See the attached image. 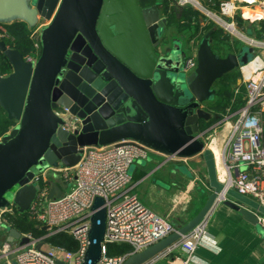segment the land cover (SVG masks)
I'll return each instance as SVG.
<instances>
[{"label":"water","instance_id":"1","mask_svg":"<svg viewBox=\"0 0 264 264\" xmlns=\"http://www.w3.org/2000/svg\"><path fill=\"white\" fill-rule=\"evenodd\" d=\"M92 2L94 8L84 19ZM56 9L37 62L27 61L0 39V52L11 68L3 72L0 66V106L15 122L0 139V209L12 205L19 213L28 211L39 189L29 179L44 166L76 165L81 146L135 138L168 153L202 152L212 192L191 220L122 263L145 264L196 227L225 189L214 152L199 137L201 124L220 115L203 104L216 96L218 80L252 60L254 49L243 46L221 56L213 50L208 31L196 52L197 68L182 73L181 58L160 47L168 17L157 4L142 0H0V23L24 21L34 28ZM50 190L49 197L62 194L58 183ZM226 195L224 205L245 221L261 224L262 204L233 188ZM102 204L98 197L86 264L101 256L106 230ZM1 229L10 241H28L14 226L3 224Z\"/></svg>","mask_w":264,"mask_h":264},{"label":"built area","instance_id":"2","mask_svg":"<svg viewBox=\"0 0 264 264\" xmlns=\"http://www.w3.org/2000/svg\"><path fill=\"white\" fill-rule=\"evenodd\" d=\"M177 3L180 6L192 4L227 33L244 36L230 19L234 17V0L223 1L220 13L202 5L199 0H177ZM5 36L7 30L0 25V38ZM245 39L254 48L264 47V40ZM35 45L42 51L39 42ZM24 57L30 62L38 61L29 54ZM259 58L256 56L257 62L244 71V105L236 110L229 107L217 124L223 127L229 124L230 132L223 147V174L216 166L218 180L225 186L216 203L223 202L227 198L226 190L233 188L264 206V62ZM197 65V54L187 56L180 71L191 74ZM215 126L203 129L199 137L204 139ZM154 150L140 139L125 138L79 147L81 157L74 166H44L38 169V173L27 182L39 186L27 212L37 227H47L46 233L35 236L32 232L21 231V236L28 238L26 242L4 239L0 244V264H13L14 261L17 264H86L92 218L97 210L94 204L98 197L103 199L102 207L106 208V230L101 241V256L94 264H122L130 254L144 250L172 234L177 226L147 207L133 188L132 165L147 160ZM168 156L173 159L182 155L170 153ZM54 182L59 184L62 194L49 197ZM16 211L12 205L1 207L0 231L3 224L12 227L6 214H15ZM208 216L178 241L187 253L186 264L205 237ZM259 220L264 226V217L260 216ZM59 232L72 236L77 248L71 250L64 245H52L48 238ZM111 244H127L132 250L110 255ZM145 264L158 263L150 260Z\"/></svg>","mask_w":264,"mask_h":264},{"label":"crops","instance_id":"3","mask_svg":"<svg viewBox=\"0 0 264 264\" xmlns=\"http://www.w3.org/2000/svg\"><path fill=\"white\" fill-rule=\"evenodd\" d=\"M200 2L208 7L206 3ZM234 4V17L230 19L234 21L241 34L244 35L237 38L240 43H244L247 47L251 46L245 38L257 39L254 31L255 29L260 30L261 22L264 21V0H251V2L234 0ZM57 11L56 9L49 20L41 21V19L33 35L40 31L43 37L44 33L52 26ZM203 16L200 18L202 28L209 22L208 18H205L207 16ZM193 29V26L183 29L175 25H166L163 30L160 47L166 51L168 50L174 58L180 57V66L187 56L196 54L202 40H198L197 35L193 33ZM253 49L255 55L252 60L239 68L242 75L238 78L237 85H244V91L239 88H236L235 91L238 94H243V99L246 96L244 71L257 62L255 60L256 56H259L260 61L264 62V47L260 49L253 47ZM238 51L239 48H236L232 52ZM235 86L234 84L232 88ZM212 104L213 100L206 101L203 108L211 110L214 115H219V111L211 108ZM229 107L228 105L226 110ZM221 117L214 118V121L207 125V127L216 126L212 132L201 140L206 148L209 147L213 150L216 166L223 174V160L221 158L230 129L229 124L224 127L217 126ZM13 127L14 124L10 126L8 131ZM152 147L155 150L150 153L147 160L136 162L131 167L134 191L147 207L156 211L174 225L182 226L202 209L209 193L212 192L202 152L169 159L168 155L171 152L168 153L154 146ZM241 168L243 169L244 166H241ZM207 224L205 237L187 264H264V235L260 234L258 230V225L262 224L254 225L245 221L238 211L229 205H224L223 202L216 203L209 212ZM1 231L0 244L9 235L7 230L1 229ZM186 260L187 253L178 242L152 259L158 264H186Z\"/></svg>","mask_w":264,"mask_h":264},{"label":"trees","instance_id":"4","mask_svg":"<svg viewBox=\"0 0 264 264\" xmlns=\"http://www.w3.org/2000/svg\"><path fill=\"white\" fill-rule=\"evenodd\" d=\"M207 4V6L213 11H220V7L223 1L228 0H200ZM144 5L147 4H157L163 14L168 17V26L175 25L176 27H191L193 26V33L197 35L198 40H201L204 37V34L208 31H212V48L221 56L227 55L229 52H232L234 49L239 48L242 49L243 46H246L244 43H240L239 40L233 39L232 36L224 31V29L217 26L214 22H208L204 26L201 27L200 18L204 17L202 13L194 8L192 5H184L180 6L177 3V0H142ZM207 18V17H205ZM4 25L7 30V37L5 41L11 45L14 49H19L22 54L32 55L34 58L39 59L41 56V49L37 48L35 43L39 42L42 45V33L39 31L34 33V28L30 27L24 21H15L14 23H1ZM202 30V31H201ZM255 37L258 40L264 39V21L261 22V29L254 31ZM215 44H219L215 45ZM224 53V54H221ZM0 66L3 72H10V65L7 63V59L4 58L3 54L0 52ZM241 72L239 68H236L232 71H229L224 77L217 81L215 84V89L217 91L216 96L213 99V104L211 108L219 111L220 117L225 112L226 107L229 105L231 110H236L239 107L243 106L245 103V98L243 99V94L236 93V88H239L241 91H244V85H237V80L241 77ZM232 84L236 86L232 88ZM214 121V120H212ZM212 121L207 124L203 122L201 128L204 129L212 123ZM264 123V119H263ZM13 125V121L9 119L4 109L0 106V136H3L6 133L10 126ZM264 126V125H263ZM263 145H264V136H263ZM11 225L16 227L22 232H32L35 236H40L46 233V230L43 228H39L36 226V222L31 220L28 217V212H20L17 210L15 214H6ZM48 241L52 245H64L71 250H75L77 247V242L73 239L72 236L67 233L59 232V234L50 236ZM132 247L127 244H111L109 245V254H124L131 252Z\"/></svg>","mask_w":264,"mask_h":264},{"label":"rangeland","instance_id":"5","mask_svg":"<svg viewBox=\"0 0 264 264\" xmlns=\"http://www.w3.org/2000/svg\"><path fill=\"white\" fill-rule=\"evenodd\" d=\"M189 4V3H188ZM188 4H186V5H188ZM189 5H192V4H189ZM193 6V5H192ZM194 7V6H193ZM93 8H94V4H93V2L92 3H90V5H88L87 6V8H86V11H85V14H84V19H88V17L90 16V13H91V11L93 10ZM195 8V7H194ZM197 9V8H196ZM200 11V10H199ZM217 12V11H216ZM217 13H219V12H217ZM41 21H43V20H41ZM231 36H232V38L233 39H236L237 37H240V35L239 34H236V33H231V32H228ZM236 40H239L238 38L236 39ZM215 45H219V44H215ZM219 47H220V45H219ZM221 54H224V53H221ZM255 55V54H254ZM254 55L252 56V57H254ZM226 109H225V112H223V115H225V113H226ZM13 124H15V122H13ZM17 210V209H16ZM16 213H17V211H16ZM258 230H259V232H260V234H262V235H264V227L262 226V225H258Z\"/></svg>","mask_w":264,"mask_h":264},{"label":"flooded vegetation","instance_id":"6","mask_svg":"<svg viewBox=\"0 0 264 264\" xmlns=\"http://www.w3.org/2000/svg\"><path fill=\"white\" fill-rule=\"evenodd\" d=\"M7 36H5V37H2V38H0V39H4L5 40V38H6ZM10 47H11V45L10 44H8ZM12 48V47H11Z\"/></svg>","mask_w":264,"mask_h":264},{"label":"bare ground","instance_id":"7","mask_svg":"<svg viewBox=\"0 0 264 264\" xmlns=\"http://www.w3.org/2000/svg\"><path fill=\"white\" fill-rule=\"evenodd\" d=\"M222 159V158H221Z\"/></svg>","mask_w":264,"mask_h":264}]
</instances>
